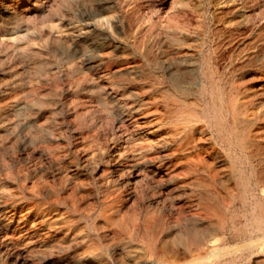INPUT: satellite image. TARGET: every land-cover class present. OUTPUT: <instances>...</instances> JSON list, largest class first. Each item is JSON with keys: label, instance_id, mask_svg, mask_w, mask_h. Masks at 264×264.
Segmentation results:
<instances>
[{"label": "rangeland", "instance_id": "rangeland-1", "mask_svg": "<svg viewBox=\"0 0 264 264\" xmlns=\"http://www.w3.org/2000/svg\"><path fill=\"white\" fill-rule=\"evenodd\" d=\"M0 264H264V0H0Z\"/></svg>", "mask_w": 264, "mask_h": 264}, {"label": "bare ground", "instance_id": "bare-ground-1", "mask_svg": "<svg viewBox=\"0 0 264 264\" xmlns=\"http://www.w3.org/2000/svg\"><path fill=\"white\" fill-rule=\"evenodd\" d=\"M254 210V209H253ZM262 227V226H261ZM194 238V237H193ZM195 240V239H194ZM205 242V241H204ZM195 243V242H194ZM201 243V242H200ZM196 245H199V244H196ZM196 247V246H195ZM194 249V248H193ZM201 250V249H200ZM196 251V250H195ZM191 252H192V250H191ZM205 257H207V255L205 256ZM199 259H200V257H198ZM206 259V258H205ZM199 261V260H198Z\"/></svg>", "mask_w": 264, "mask_h": 264}]
</instances>
